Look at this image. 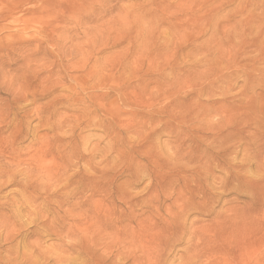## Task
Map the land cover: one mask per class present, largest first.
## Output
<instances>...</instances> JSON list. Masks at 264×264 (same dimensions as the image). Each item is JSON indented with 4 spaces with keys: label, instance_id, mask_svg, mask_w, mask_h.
Segmentation results:
<instances>
[{
    "label": "rangeland",
    "instance_id": "374dc122",
    "mask_svg": "<svg viewBox=\"0 0 264 264\" xmlns=\"http://www.w3.org/2000/svg\"><path fill=\"white\" fill-rule=\"evenodd\" d=\"M0 264H264V0H0Z\"/></svg>",
    "mask_w": 264,
    "mask_h": 264
},
{
    "label": "bare ground",
    "instance_id": "6f19581e",
    "mask_svg": "<svg viewBox=\"0 0 264 264\" xmlns=\"http://www.w3.org/2000/svg\"><path fill=\"white\" fill-rule=\"evenodd\" d=\"M9 239V238H8ZM7 240V239H6Z\"/></svg>",
    "mask_w": 264,
    "mask_h": 264
}]
</instances>
